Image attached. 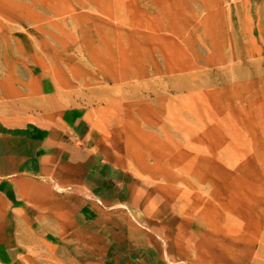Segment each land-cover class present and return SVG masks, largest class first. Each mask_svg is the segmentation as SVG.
I'll list each match as a JSON object with an SVG mask.
<instances>
[{
    "label": "rangeland",
    "instance_id": "374dc122",
    "mask_svg": "<svg viewBox=\"0 0 264 264\" xmlns=\"http://www.w3.org/2000/svg\"><path fill=\"white\" fill-rule=\"evenodd\" d=\"M0 141V264H264V0H0Z\"/></svg>",
    "mask_w": 264,
    "mask_h": 264
},
{
    "label": "crops",
    "instance_id": "0c3cea01",
    "mask_svg": "<svg viewBox=\"0 0 264 264\" xmlns=\"http://www.w3.org/2000/svg\"><path fill=\"white\" fill-rule=\"evenodd\" d=\"M75 129V127H74ZM75 132V130H74ZM5 144V143H4ZM18 147V146H17ZM39 161L38 148L34 150V143H31V150L26 156H19V148H8L0 141V176L15 175L23 161Z\"/></svg>",
    "mask_w": 264,
    "mask_h": 264
}]
</instances>
